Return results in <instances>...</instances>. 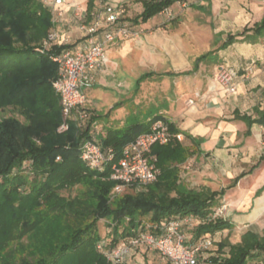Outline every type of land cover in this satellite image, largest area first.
I'll return each instance as SVG.
<instances>
[{
	"label": "trees",
	"instance_id": "obj_1",
	"mask_svg": "<svg viewBox=\"0 0 264 264\" xmlns=\"http://www.w3.org/2000/svg\"><path fill=\"white\" fill-rule=\"evenodd\" d=\"M136 1L142 3L141 12L133 18L123 17L133 24L145 23L176 0ZM122 5L125 7L126 2ZM93 9L94 0H88V11ZM51 23V11L40 0H0V108L10 107L24 117L21 120L10 115L0 119V247L12 238L34 236L36 241L29 252L11 264H112L97 247L99 242L105 240L106 247H113L131 235L132 228L149 224L155 231L156 225L171 218H187L190 226L199 221L194 225L192 242L205 234H210L208 237L214 242L212 234L231 229L233 223L216 214L225 189L180 187L179 164L189 158V151L177 139L153 145L161 170L156 181L135 191L128 190L136 187L127 188L111 197L117 183L111 178V162L101 169H92L81 158L82 143L93 137L94 119L84 124L72 122L69 130L57 131L62 108L53 87L58 64L50 54L60 47L41 50ZM248 30L253 31L245 37L250 42L262 37L264 16L245 32ZM234 38L228 35L222 46ZM212 55L209 51L199 60ZM156 74L144 72L138 83ZM161 116L157 111L148 116L149 120L110 129L99 142L104 148L112 147L117 159L127 142L149 130L151 122ZM169 126L172 132H178L172 122ZM31 172L35 174L32 178ZM75 185L83 187L77 195L70 198L62 194L63 189ZM101 218L111 223L107 239H101L98 232ZM216 244L218 254H211L209 249L205 264L264 261V235L254 231L243 233L240 241L225 237Z\"/></svg>",
	"mask_w": 264,
	"mask_h": 264
},
{
	"label": "crops",
	"instance_id": "obj_2",
	"mask_svg": "<svg viewBox=\"0 0 264 264\" xmlns=\"http://www.w3.org/2000/svg\"><path fill=\"white\" fill-rule=\"evenodd\" d=\"M74 1L88 10V0ZM98 1L94 0V7L98 6ZM105 1L118 4L127 2ZM139 3L142 10V3ZM192 5L199 13L210 17L209 22L206 20L202 25L209 24L212 37L199 40L197 48L203 50L199 54L198 50L193 56L188 55L190 59L186 58L182 48L178 49L171 62L180 67L154 71L157 73L154 76L182 77L162 101L169 102V106L165 108L161 102L158 103V112L162 117L172 122L184 135L181 142L194 162L190 169L179 164L180 187L226 190L220 203H226V218L233 223V227L212 234L215 247H212L211 254H218L216 242L225 237L232 241L237 228H243L237 234V241L248 230L264 235V35L255 42L245 38L253 32H245V29H252L264 16V0H208ZM63 27L72 42L76 43L81 36L76 23L63 22ZM228 35L235 36L233 42L222 46ZM130 44V41L109 43L108 62L97 73L96 81L85 88L86 109L94 119L91 134L98 141L110 129L135 123L129 122L131 114L118 119L113 117L112 108L119 103L141 105V84L138 83L141 74L136 79L131 75L134 81L131 85L126 83L130 72L124 61L129 54ZM209 51L213 52L210 58L199 60ZM224 67H231L237 72L235 91H227L215 79L218 71ZM172 72L184 73L169 75ZM114 86H118L120 91ZM98 89L116 92L118 96L122 94L124 98L116 101L115 106L108 105L106 110L109 112H100V108L105 107L101 98L106 92H95ZM190 99L194 102L189 103ZM237 177V182L228 187ZM198 222L195 220L191 226L186 222L183 225L190 242L194 239L192 230ZM219 232L225 233L215 239Z\"/></svg>",
	"mask_w": 264,
	"mask_h": 264
},
{
	"label": "built area",
	"instance_id": "obj_3",
	"mask_svg": "<svg viewBox=\"0 0 264 264\" xmlns=\"http://www.w3.org/2000/svg\"><path fill=\"white\" fill-rule=\"evenodd\" d=\"M40 1L50 9L52 22L41 50L60 47L55 48L50 57L58 64L53 87L60 97L62 121L57 130L65 132L72 122L84 124L90 120V112L86 109L85 88L96 81L97 73L108 62L107 45L129 37L132 31L123 19L126 8L122 4L100 0L103 1L102 4L89 12L74 0ZM206 1L208 0H176L165 6L160 13L171 17L174 4L186 7ZM63 22L76 23L81 32L76 43L64 31ZM236 76L237 72L233 68L224 67L218 71L215 79L224 89L232 92L236 90ZM193 102V99L189 100V103ZM169 122L162 116L154 119L149 130L137 134L124 145L121 156L117 159L112 147L104 148L95 137L86 139L81 145V158L92 169H101L107 162H111V178L117 181L111 197L123 193L127 188L150 184L157 180L161 172L156 164L157 156L152 152L153 145L184 139L181 132L174 133L170 130ZM57 159L60 160L61 156H57ZM193 163L188 158L182 166L190 169ZM225 212L226 205H221L216 214L224 215ZM188 221L187 218H171L156 225L155 231L150 229L149 224L145 227L140 225L132 228L131 235L117 245L106 247L105 240H102L97 247L104 251L112 264H130L129 259L142 248L158 251L172 264H205L203 260L209 254L212 239L203 236L195 242L188 241L183 228V224Z\"/></svg>",
	"mask_w": 264,
	"mask_h": 264
},
{
	"label": "rangeland",
	"instance_id": "obj_4",
	"mask_svg": "<svg viewBox=\"0 0 264 264\" xmlns=\"http://www.w3.org/2000/svg\"><path fill=\"white\" fill-rule=\"evenodd\" d=\"M102 2L103 1L99 0L97 5L102 4ZM125 8V17H128L129 19L140 12L141 4L136 0H127ZM82 9L86 8L83 7ZM206 20L208 23L210 17L208 15L199 13L192 4L187 5L186 7L174 4L173 15L171 17H168L164 13H159L158 15L152 16L145 23L141 24H133L130 20H125L132 31V34L129 37L120 39L118 41L119 44L125 41H130L131 43L129 54L124 61L126 69L130 72V76L126 79L127 85H129V83L131 85V82L136 79L138 74H142L147 71L162 72L168 69L180 67V65L171 62V59H173L172 57H175V53L178 51V49L182 48L181 50L185 52L186 58L188 59H190L188 55L193 56V54L198 50L199 51L197 54L202 52L201 50L203 49L197 48L198 41L201 39L208 40L212 37V30L210 29L209 24L202 25V23ZM131 75H134L135 78L133 79ZM116 80H118V77ZM181 80L182 77L180 76L172 78H161L154 76L153 78L143 81L140 87L141 105L139 106H133L131 102L124 105H120L119 103L115 106V102L121 101V98H124V96H122V94L118 96L116 92L98 89L95 92H106L101 98L105 107L100 108V110H102L100 112L105 111L108 105H114L115 107L111 110L113 117L118 119L124 116H130L131 114L129 122L145 121L149 115L155 114L158 111L159 102H161V106L165 108L169 106V102L163 103L162 101H164L168 95H170L168 92L172 91V87L176 86V84H179ZM118 86H121V84ZM118 86L114 87L118 89L117 91H120ZM151 104L152 107L150 106ZM107 112H109L108 109L105 111V113ZM10 115H15L21 120H24L22 115L17 113V111L15 112V110L13 111L10 107L3 109L0 108V119ZM26 165L27 164H25V166ZM29 176L32 178L35 176V174L31 172L29 173ZM147 185L134 188L133 190L130 189L128 191H135L146 187ZM82 189V186L75 185L74 187L63 189L61 192L63 195L72 198ZM26 190H29V185H27ZM221 205H226V203L223 202ZM42 208L46 209L45 206ZM223 216L226 217V214ZM110 226V220L106 218H101L99 220L98 232L101 236V239L109 238ZM242 229L243 228H237L234 231L233 236L231 237L232 241H237V234ZM222 233L224 234L225 232H219L215 239L222 237ZM33 237L24 236L22 238H12L6 240V242L0 247V264H11L13 260L18 259L26 252H29V249L31 250L36 244V241H34L35 239ZM214 243L215 241L211 247L215 245ZM208 252L210 251L208 250ZM129 261L130 264H144L145 262L149 264H172L158 251L145 248L138 249L137 252L129 259ZM259 264H264V261Z\"/></svg>",
	"mask_w": 264,
	"mask_h": 264
}]
</instances>
